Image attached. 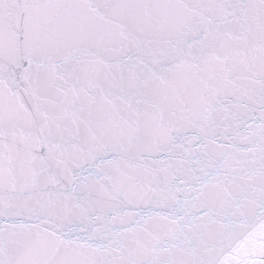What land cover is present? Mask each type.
I'll return each mask as SVG.
<instances>
[{"label":"snow or ice","instance_id":"6c2138e0","mask_svg":"<svg viewBox=\"0 0 264 264\" xmlns=\"http://www.w3.org/2000/svg\"><path fill=\"white\" fill-rule=\"evenodd\" d=\"M0 264H264V0H0Z\"/></svg>","mask_w":264,"mask_h":264}]
</instances>
